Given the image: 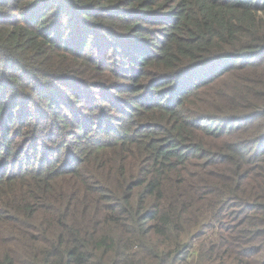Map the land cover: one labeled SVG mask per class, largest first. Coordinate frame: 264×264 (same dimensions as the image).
Listing matches in <instances>:
<instances>
[{"label": "trees", "instance_id": "trees-1", "mask_svg": "<svg viewBox=\"0 0 264 264\" xmlns=\"http://www.w3.org/2000/svg\"><path fill=\"white\" fill-rule=\"evenodd\" d=\"M0 264H264V0H0Z\"/></svg>", "mask_w": 264, "mask_h": 264}]
</instances>
